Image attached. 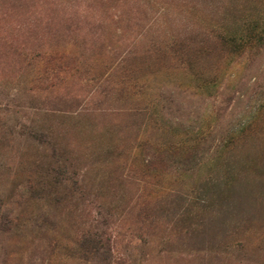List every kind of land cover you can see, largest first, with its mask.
<instances>
[{
    "label": "rangeland",
    "instance_id": "obj_1",
    "mask_svg": "<svg viewBox=\"0 0 264 264\" xmlns=\"http://www.w3.org/2000/svg\"><path fill=\"white\" fill-rule=\"evenodd\" d=\"M0 264H264V0H0Z\"/></svg>",
    "mask_w": 264,
    "mask_h": 264
},
{
    "label": "trees",
    "instance_id": "obj_2",
    "mask_svg": "<svg viewBox=\"0 0 264 264\" xmlns=\"http://www.w3.org/2000/svg\"><path fill=\"white\" fill-rule=\"evenodd\" d=\"M247 38H249V37H246V35L244 36V35L239 34V36H237L236 34H233V35L231 34L229 40H231L232 43L236 47H240L241 45H243L247 42ZM249 127H251V125L247 126V128H249ZM243 128H245V127H243Z\"/></svg>",
    "mask_w": 264,
    "mask_h": 264
}]
</instances>
